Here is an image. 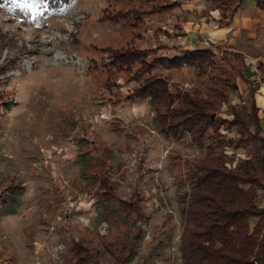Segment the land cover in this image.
I'll return each mask as SVG.
<instances>
[{
  "label": "rangeland",
  "instance_id": "rangeland-1",
  "mask_svg": "<svg viewBox=\"0 0 264 264\" xmlns=\"http://www.w3.org/2000/svg\"><path fill=\"white\" fill-rule=\"evenodd\" d=\"M150 7L147 0L0 6V264H82L77 243L99 250L100 264H117L103 244L127 254L135 215L122 202L136 191L148 221L138 223L129 264H183L181 199L190 187L181 184L201 151L160 133V104L127 98L137 87L133 72L109 71L116 49L166 47L150 60L178 55L173 47L183 45L176 44L172 12L145 15L137 27L134 16L110 17ZM223 56L206 75L189 66L155 72L169 76L173 93L198 87L210 97L219 93L215 101L226 97L223 119H232V107L248 119L250 92L238 82L244 73ZM226 126L222 134L238 140V128ZM250 147L223 149L239 159ZM103 177L115 189L113 200L100 194Z\"/></svg>",
  "mask_w": 264,
  "mask_h": 264
},
{
  "label": "trees",
  "instance_id": "trees-1",
  "mask_svg": "<svg viewBox=\"0 0 264 264\" xmlns=\"http://www.w3.org/2000/svg\"><path fill=\"white\" fill-rule=\"evenodd\" d=\"M50 8L66 7L70 0H47ZM148 10H130L110 16L113 20L135 17V27L143 22L145 15L164 14L177 7L170 0H147ZM223 19H231L243 0H212ZM256 1L264 10V0ZM13 0H0V6L11 5ZM138 8V7H137ZM116 49L111 51L109 71L132 73L129 80L137 87L127 96L133 101L150 100L160 104L156 119L167 139L190 140L201 151L194 162L188 164L182 187H190L182 194L181 205L184 216L183 230L179 238V250L183 264H264V137L258 116V108L251 101L248 119L232 107V119L218 115L219 104L226 97H210L204 88L173 93L167 78L156 73L157 68L180 69L185 66L206 75L207 68L215 67V55L211 49H186L174 57L155 56L159 49ZM146 50V51H145ZM223 61L227 58L222 57ZM137 67V68H136ZM134 68L138 69L133 71ZM111 83V82H110ZM204 85V84H203ZM109 88V87H108ZM215 90V89H214ZM217 90V89H216ZM217 92V91H216ZM219 94V95H218ZM238 128V140L227 139L221 128ZM254 126V131L251 130ZM250 145L245 157L231 158L223 148ZM101 196L107 200L115 198V189L107 177L101 180ZM100 192V191H99ZM144 198L134 192L130 200L123 201L124 210L135 215V233L130 238L127 254H122L109 244L103 247L116 259L117 264H129L134 247L142 233L139 221L148 218L143 213ZM5 201V199H0ZM6 203V201L4 202ZM125 251V250H124ZM76 254L82 264H100L99 250H90L77 243Z\"/></svg>",
  "mask_w": 264,
  "mask_h": 264
},
{
  "label": "crops",
  "instance_id": "crops-1",
  "mask_svg": "<svg viewBox=\"0 0 264 264\" xmlns=\"http://www.w3.org/2000/svg\"><path fill=\"white\" fill-rule=\"evenodd\" d=\"M171 1L177 3L171 12L176 18L174 28L180 31L175 41L183 45L173 47L174 54L186 48L211 49L215 57L224 55L238 63L244 76L249 69L252 76L245 79L241 74L238 82L243 91L250 92L264 132V10L256 1L243 0L231 19H223L212 0Z\"/></svg>",
  "mask_w": 264,
  "mask_h": 264
},
{
  "label": "snow or ice",
  "instance_id": "snow-or-ice-1",
  "mask_svg": "<svg viewBox=\"0 0 264 264\" xmlns=\"http://www.w3.org/2000/svg\"><path fill=\"white\" fill-rule=\"evenodd\" d=\"M14 3H17L19 6L31 9L33 8V5L40 4V3H46L47 0H13Z\"/></svg>",
  "mask_w": 264,
  "mask_h": 264
},
{
  "label": "water",
  "instance_id": "water-1",
  "mask_svg": "<svg viewBox=\"0 0 264 264\" xmlns=\"http://www.w3.org/2000/svg\"><path fill=\"white\" fill-rule=\"evenodd\" d=\"M246 74L248 75V77H251L252 76V73H251V71L249 69H246Z\"/></svg>",
  "mask_w": 264,
  "mask_h": 264
}]
</instances>
